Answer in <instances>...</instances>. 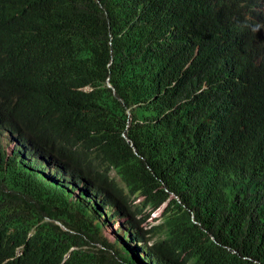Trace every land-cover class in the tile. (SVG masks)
I'll list each match as a JSON object with an SVG mask.
<instances>
[{
    "label": "trees",
    "instance_id": "trees-1",
    "mask_svg": "<svg viewBox=\"0 0 264 264\" xmlns=\"http://www.w3.org/2000/svg\"><path fill=\"white\" fill-rule=\"evenodd\" d=\"M248 1L0 0V264H264Z\"/></svg>",
    "mask_w": 264,
    "mask_h": 264
},
{
    "label": "clouds",
    "instance_id": "clouds-1",
    "mask_svg": "<svg viewBox=\"0 0 264 264\" xmlns=\"http://www.w3.org/2000/svg\"><path fill=\"white\" fill-rule=\"evenodd\" d=\"M263 23H264V0H249L244 7V12L239 20V23L236 25V27L233 30V35L239 36L238 31L246 30L248 28L251 31H257L261 29ZM12 144L14 143H11L10 147ZM77 193L78 191L74 193V196Z\"/></svg>",
    "mask_w": 264,
    "mask_h": 264
},
{
    "label": "rangeland",
    "instance_id": "rangeland-1",
    "mask_svg": "<svg viewBox=\"0 0 264 264\" xmlns=\"http://www.w3.org/2000/svg\"><path fill=\"white\" fill-rule=\"evenodd\" d=\"M14 147V144L11 145V149ZM52 169L47 170L46 175H51L52 174ZM111 176L120 183L119 179L116 177L114 173H111ZM121 184V183H120ZM138 201V200H137ZM136 201V202H137ZM159 216V212H156L152 215V218ZM107 219L100 221L101 223L103 222L104 226L101 228V235L107 239L109 242H113L117 238V232L120 228V221L119 222H106ZM131 246H134L133 244Z\"/></svg>",
    "mask_w": 264,
    "mask_h": 264
}]
</instances>
